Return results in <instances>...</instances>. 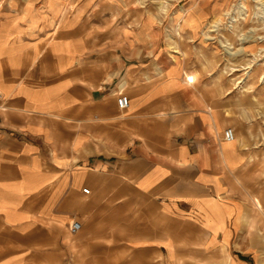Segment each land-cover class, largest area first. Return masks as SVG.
<instances>
[{
	"label": "crops",
	"instance_id": "crops-1",
	"mask_svg": "<svg viewBox=\"0 0 264 264\" xmlns=\"http://www.w3.org/2000/svg\"><path fill=\"white\" fill-rule=\"evenodd\" d=\"M226 1L0 0V264L260 263L263 125L180 52Z\"/></svg>",
	"mask_w": 264,
	"mask_h": 264
},
{
	"label": "rangeland",
	"instance_id": "rangeland-1",
	"mask_svg": "<svg viewBox=\"0 0 264 264\" xmlns=\"http://www.w3.org/2000/svg\"><path fill=\"white\" fill-rule=\"evenodd\" d=\"M245 3V5H243ZM239 5L243 6L239 14ZM237 21H232V17ZM218 21V29L213 22ZM211 29V31H208ZM217 29V30H215ZM227 37V38H226ZM231 42L233 53L230 54L227 45ZM196 47H181L180 52L199 69L202 77L211 87L231 99L235 104L248 108L246 114L257 115L263 125L259 137L254 142L261 145L260 153L264 151V8L257 0H227L222 9L201 33ZM245 113V112H244ZM240 114V113H239ZM240 127L241 129L243 128ZM260 162L254 167L259 168ZM263 223L259 225L264 230ZM258 227V226H257ZM255 227L254 229H256ZM260 263L264 264V255ZM208 263V261H207ZM257 264V261L253 262Z\"/></svg>",
	"mask_w": 264,
	"mask_h": 264
},
{
	"label": "built area",
	"instance_id": "built-area-1",
	"mask_svg": "<svg viewBox=\"0 0 264 264\" xmlns=\"http://www.w3.org/2000/svg\"><path fill=\"white\" fill-rule=\"evenodd\" d=\"M117 95V103L120 109L125 110L129 107L130 105V99L129 96L124 92V91H118L116 93ZM224 137L228 140H234L236 137V133L234 128L228 127L227 129L224 130ZM85 192H88L89 189L84 188ZM80 228V223L75 221L70 225V230L71 231H76L77 229Z\"/></svg>",
	"mask_w": 264,
	"mask_h": 264
},
{
	"label": "bare ground",
	"instance_id": "bare-ground-1",
	"mask_svg": "<svg viewBox=\"0 0 264 264\" xmlns=\"http://www.w3.org/2000/svg\"><path fill=\"white\" fill-rule=\"evenodd\" d=\"M258 1V3H259V5L262 7V9L264 8V0H257ZM243 5H245V3L243 4ZM243 6H240L239 5V10H238V12H239V14H241V12H242V10L244 9V7H243V9H241ZM232 17V19H231V23L229 24V26H232L234 23H232V21H237V17H234V16H231ZM213 26H216L217 27V29H218V26H219V24H218V21H215V22H213ZM217 29H215V30H217ZM227 38V37H226ZM223 42L227 45V47H228V49H229V53L230 54H232L233 53V50L231 49V47H233V45H232V43L231 42H229V41H227V39L224 41L223 40ZM197 73V72H196ZM196 73H194V72H189L188 71V73H186V76H185V79H186V81L188 82V83H192L195 79H196V77H197V74ZM264 77V76H263Z\"/></svg>",
	"mask_w": 264,
	"mask_h": 264
}]
</instances>
